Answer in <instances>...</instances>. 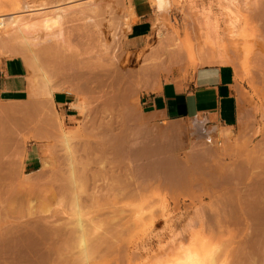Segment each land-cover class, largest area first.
<instances>
[{
	"label": "rangeland",
	"instance_id": "374dc122",
	"mask_svg": "<svg viewBox=\"0 0 264 264\" xmlns=\"http://www.w3.org/2000/svg\"><path fill=\"white\" fill-rule=\"evenodd\" d=\"M96 1L98 2V0ZM136 1L138 0H133V4ZM150 1L151 3H154L153 0ZM222 1H226V3ZM222 1L220 4V0H168L170 7L166 10V12L161 13L163 16L160 15V13L156 16V22L152 29V37L149 38V42L146 44L127 43L128 36L132 34L131 29L132 25L134 24L132 10L130 9L131 6L129 5L128 0L127 7L124 6L125 8L123 7V10L121 9L122 5H120V9H116L118 12H115V14L109 12L107 13L106 11V13H102L103 15L101 14V17H99L100 19L102 18L101 23H103L101 24V29L103 32L102 44H106L107 46L111 45L109 46L110 54L112 53L111 55L115 54V52H118V56L120 55L122 59V63L119 65L120 72L122 70V72L125 71L124 73H132L135 76L133 81L134 83L130 88L128 87L127 89L126 86H123L124 88L120 87V90L117 88H112L113 84L110 83H113V77H109L110 75L105 74V72L103 74V71L100 70L99 72H102V75H100L101 73H98V76H100L99 79L102 78V82L104 80V83L98 79L99 82H101V85L99 82H96V85L91 84L92 91L91 88L87 89L86 85H83V87L82 85L78 84L80 85L79 88L82 87L81 89L75 85L76 83L72 84L75 86L71 85V87H74L75 89L78 88L79 90L77 89V91H86L80 96L82 121H80L78 124V126H80L77 127L78 130L76 129V131H78V136H76V141L74 144H77L76 146L79 147L78 151L83 155V157L86 158V154H88L87 156L92 160H90V164L93 162L91 166L89 165L91 168L90 170H93L94 172H91L93 176L90 174L92 182L90 181L91 183H89V188L93 189L92 191L89 189L90 194H93L95 190L100 191L103 187L105 188V185H102L103 187L99 185V183L104 184L101 169L102 164L105 165L107 169V177L109 176V178H107L108 183L113 182L114 184L115 182L117 184L119 183L120 179L123 178V175L120 177V168H123L124 170L127 165L130 166L132 163V166L130 167L132 169L130 172L131 176L126 178L130 179V185L133 184V188L130 186V189L133 191L137 184L138 189H144L143 192L147 190L149 191L143 194L141 190L136 191V188V190L133 192L140 193L141 191L143 195L140 193V195L137 194L135 196V194L131 192L133 195L126 194L127 198H120L115 201L102 200L100 203H92L90 199H88L87 204L86 206H83L81 213L76 214L74 210L75 204L72 201L74 197L70 196V192L67 190L56 191L54 188L48 187L52 179L55 180V174H53L51 170L48 171L49 169L46 170L43 165V163L46 161L45 157H48L50 154V163L52 166L54 165V168L60 169L56 176L58 180L57 185H65L67 183H70V185L72 184L73 176L71 166L64 160L66 146L61 143L62 141H59L60 138H58L59 140L56 138L52 142L49 140L40 141L41 157L40 162L37 164L38 170L32 171L30 174H25L23 165L19 163L22 159L18 161V167L20 170L17 168V172L22 175V178L24 179L23 184L30 175H39L40 173H42V175L38 177V183H34L33 186L35 187L31 189L32 186L29 185L31 193H26L28 195L27 199H25L24 202L19 199H14L12 205L22 204L24 208H29V206L32 205V207H34V204L38 205V199L41 196L47 195L48 193L52 194L54 198L52 197L53 199L48 201L47 204L41 208H38L36 205L35 209L33 210L26 209L27 212L24 213V215L22 214L21 216H16V221L20 224L37 221L39 225L44 227H47V222H49L51 225L62 227L65 233L64 242L62 243L66 248L64 255L69 259V264H102L99 259L107 244H111L113 241V238L111 237V231L113 228H121L120 230L122 231V234L119 236L120 240L117 241L122 249L117 251L116 254L117 256L123 257V264H128L129 262L130 264H172L174 260L182 256L188 248L201 253L207 251L210 259L212 258V255L210 256V254L213 253L215 256L212 259L213 264H239L236 260L237 256L233 251L240 245L239 240L241 239V236L246 235L245 233L247 231L245 230L247 229L244 228L245 226L240 227V225L237 223H226V221H224L225 218L223 219V217L228 218L231 215V211L229 210V202L231 201V198L236 196L235 194L237 191L243 193L242 196L245 197V193L252 189L250 185L254 181L247 179L249 182L247 183L245 181L247 175L246 177H243L246 174L244 171V169H246L244 168L246 167L244 163L245 158L247 159L249 156L250 150L254 151L255 149L260 148L258 151L255 150L256 153H259L260 151L264 152V48L260 40L256 38V28L244 22V18L246 17L247 13L250 11L252 12L255 9L262 10L264 7H233L232 5L229 7L227 0ZM103 2L104 4H107L110 2V0H103L98 3L103 4ZM224 4L226 5L224 6ZM187 5H189V7ZM52 8L54 9L55 7ZM111 14L114 17H111ZM85 17L86 16H84V18ZM122 17L124 18L122 19ZM78 19L82 20L83 18L78 17ZM73 21H71L72 23L69 24L72 25V28L69 26L68 29L71 32L75 31L73 40L74 42L76 41V43L78 42V44L81 45V48L78 46L79 50L81 49V52H85L87 51L84 50L87 49V38L86 35H84L85 29L83 30L81 29L82 26L77 27V25L82 24L83 28H85L84 25L87 24V20H85L86 22L84 20H82V22L77 21V23L76 21ZM114 22L115 25L112 26ZM73 25H75L77 28L75 26L73 27ZM213 26L216 27V29L213 28ZM74 28L76 29L74 30ZM211 31H213L214 34ZM115 34L117 37H115ZM91 40V46L94 48V52L97 53L100 49L99 38L97 39V37L94 36ZM188 43L194 45L196 52L198 51L203 53L204 51L203 56L210 57L213 55L217 56V59L212 63H205L206 65L203 63L195 64L193 59L184 52L185 54L182 58H179V60H172L171 62L169 59L170 57L168 58V53L170 54L171 49L176 48V46L179 44L182 45V47L184 46L182 48L183 50H185V48L187 50L189 45ZM120 45L122 46L121 48L119 47ZM111 49L114 51V53L111 51ZM0 57H7L6 51L1 48ZM219 57H222L223 59L225 58V61ZM125 58H129L130 61L128 59L126 60ZM126 62H128V64L125 65ZM208 65H232L235 68L237 80L244 93L238 102V123H236L234 127H230V129L225 127H205L203 124H198L195 121L177 122L176 124L172 125L169 130L171 131L173 127H180L183 129V131L185 130V133L182 131V129L179 130L180 132L174 133L175 135L185 134L182 144L183 146L181 148H175V152L170 150H165L164 152V150H159L156 147L151 148L156 144L152 143V140L150 139L152 136H148L146 139L145 135L141 134L142 131L136 128L139 125L127 123V119L129 118V109H132L136 116L146 115L142 109V95L152 91L147 92L143 89L137 88V86H143L144 84L146 86L149 82L150 86H154L153 89H155L156 85H160L162 82L168 81L177 75L188 74L197 70L198 68ZM46 66L45 68H48ZM25 76L29 87V73L27 70L25 71ZM103 85L105 86L103 87ZM114 89H117L116 92H121V89L123 90L119 97V94L114 95ZM110 91H112L111 94L109 93ZM114 96H116L115 99ZM106 98L108 103L105 102ZM111 100L113 101L114 105L111 103ZM113 106H117L115 107L116 109ZM119 109H121V111ZM59 116L63 123L64 130L71 132L72 129H69V127L64 124L63 117L61 115ZM129 120L133 121V123L136 122L135 124H139V122H143L145 119L142 118L137 120L134 118H129ZM84 124L86 127L88 126L87 132L90 134L81 132L84 129ZM148 126L152 131L151 128H153V126ZM153 129L154 131L156 130L155 128ZM134 130L137 132L135 133ZM224 130H229L232 132L233 139L231 142H227L220 137L221 132ZM117 132L122 133L123 135L117 134ZM128 132L130 133L127 134ZM124 133L127 135L124 136ZM113 134L114 137L117 135V137H124L126 139L129 135L128 142H131L132 146L130 147L128 142H126V139L125 141L121 139V141H123L121 144L123 145L125 143V148L121 145L120 149L117 148L115 151L112 150L113 148L108 142L111 141L110 138L113 137ZM26 140L27 139H25V142L28 141ZM146 142L148 143L145 144ZM142 143L145 144V147L148 146L150 148L144 150V148L141 146ZM111 144H113V142H111ZM41 145L43 147L45 146L44 150L42 149ZM223 148H226V151ZM46 149L49 150L47 153L45 151ZM244 149L247 151L243 152ZM22 154L24 155V152ZM23 155H20L19 157L23 158ZM233 155H237V159ZM130 156L132 158L131 161H129V159H131ZM204 156L207 157L205 158ZM121 158L123 159L121 160ZM233 158L236 159V163L235 159ZM172 162H174L173 167L175 168L173 171L176 172L173 173L174 177L176 178V183L172 182V180L169 178L170 172H173L170 170ZM237 162L238 164L241 162V166L238 165ZM122 163H126V165L124 166ZM232 163H234V166H231ZM159 166H163V171L166 169L163 174L164 176L166 174V183L163 182L164 185L162 187L158 186L161 182L156 177L157 174H159ZM183 166L186 169L182 170ZM195 166H197L198 169H195ZM238 166L240 167L238 168ZM144 167L147 168L144 169ZM150 167H153V169H149ZM155 167H159L157 171L154 169ZM192 167L195 170H192ZM234 168L238 169L234 170ZM240 168H243L241 170V176L243 177V180L239 178V173L237 174V171L240 172ZM43 169H45L47 172L45 173L44 170L43 173ZM189 169L192 170V173L194 171L195 175L192 174L191 170ZM204 169L206 171L203 172H205L207 175L204 173L205 175L202 174L204 175L202 176L200 173H198V171ZM230 170L236 171L234 173V175H236L234 176ZM242 171H244L245 174H243ZM130 173L128 175H130ZM197 173L199 179L195 177ZM122 174L126 175L125 172ZM132 174L135 176L136 180ZM229 174H231V176H229ZM153 175H155V177ZM187 175L191 176V178L189 177L191 179L190 181H192L193 178V181L197 180L198 182H195L198 185H193L192 189L194 191H191L192 189L187 190V188H185L186 182L189 180L187 179ZM118 176L120 179H118ZM202 177L204 178L203 180L201 179ZM232 177L234 182L237 180V183L233 182ZM49 179H51V181ZM117 179L119 181H117ZM132 181H134V183H132ZM153 181L155 184H152L151 186ZM245 182L248 185H246ZM139 183H141L142 187L144 185L146 186V184H148L150 187L147 186L148 189H146V187L141 188V186L138 185ZM111 184L112 183H110V185ZM166 184L168 188H166ZM175 184L179 186H174ZM51 185H53V182H51ZM113 186H115V184ZM153 186L155 189H153ZM172 186H174V188ZM238 186L240 188H238ZM100 187L102 188L100 189ZM151 187L152 190L150 191ZM156 187L159 191L156 190ZM231 187H236L237 191L235 192L234 189L233 192V188L230 189ZM115 188L118 189V186H115ZM160 188L162 190H160ZM176 188L179 189L174 190ZM130 189L127 191V193L130 192ZM166 190L169 191L167 192ZM105 191L106 188L103 192ZM229 192L230 194L233 192L232 194L234 195H230ZM240 192L239 194H241ZM31 194L34 197H32ZM35 197L38 199L36 200ZM30 198L33 200H30ZM29 200L31 202L33 201V203L29 204ZM224 207H226V209H224ZM217 213H219V215ZM218 216H221L220 218H222L221 220H223V222L219 220L220 218H218ZM158 221L159 224L156 225ZM79 222L84 224L86 228L84 232L80 231ZM219 223H224L225 225L223 224V226H221ZM229 230H234L237 232L239 238L237 237L234 240L230 236ZM43 233L47 234L45 232H42V234ZM104 233H108L105 237L106 242H104V244H102L103 242H98L99 248L96 249L95 244L97 240L103 239L101 236H103ZM82 241L86 242L88 245V260H86L85 254L81 250ZM3 245L5 247V244ZM30 248L35 250L38 248L37 252L41 251L39 246L34 247L33 245ZM210 259L209 263L211 264L212 262ZM34 263L37 264V261H34Z\"/></svg>",
	"mask_w": 264,
	"mask_h": 264
},
{
	"label": "bare ground",
	"instance_id": "6f19581e",
	"mask_svg": "<svg viewBox=\"0 0 264 264\" xmlns=\"http://www.w3.org/2000/svg\"><path fill=\"white\" fill-rule=\"evenodd\" d=\"M101 1H103V0H101ZM101 1L98 0V2H101ZM107 1H109V0H107ZM153 1L155 3V5H154V3L152 2L153 5H154V7H156L155 9H157L160 12V15H162L161 13L166 12V10L170 7V3L168 2V0H153ZM221 1L222 0H220V4H221ZM227 1H228L227 3H229L228 4L229 7L231 5L233 7H264V0H227ZM98 2L96 0H0V48L3 49L4 51H6L8 58H10V59H22L26 65L27 71L29 73L28 79H29V83H30V88L28 89L29 90L28 100L26 102H24V110L26 113L28 112V110L32 109V106L34 104H36V103L38 104V102H41L40 105L41 104L43 105L42 109L40 108L42 110V113L47 112V111H51L52 109L50 108V110H49L47 107H50L49 104L53 103V98H54L53 96H54L55 92H66V93L71 92V93H73V92L77 91V89L80 87V85H82V86L86 85V88L87 89L91 88V91H92V85H96V82H99V80L101 81V79H102V78L99 79L100 76H98V73L99 74L101 73L100 75H102V72H99L100 70L103 71V74L105 72V74L110 75L109 77H113V83H110V84H113L112 88H117L120 90V87L124 88L126 86V89H127L128 87L130 88L132 86V84L134 83L133 81H134L135 76L132 73H130V72L124 73L125 71L122 72V70L120 72L119 65L122 63V61H121L122 59H121L120 55L118 56V52L117 53L115 52V54L111 55L112 53L110 54V47H109L111 45L107 46L106 44H102L103 32L101 29V26H102L101 24H103V23H101L102 18L101 19L99 18V17H101V14L106 13V11H107V13L109 12V13L115 14V12H118L117 11L118 8L120 9V7H121L120 5H122L121 9L123 10L124 6L127 7V0H110V2L107 4H104V2H103V4L98 3ZM217 2H216V4H217ZM222 2L226 3V1H222ZM139 3H140V0L136 1L134 3L135 7H140ZM189 5H187V6L189 7ZM225 5L226 4H224V6ZM152 6H151V8H152ZM182 6H184V5H182ZM52 7H55V8L53 9ZM218 7H220V6H218ZM247 15H246V17L244 16L245 18L243 17L244 22H246V24H250L256 28V38L258 40H260V42L262 43V46L264 48V9H262V10L255 9L254 11H252V12L250 11L249 13H247ZM84 16H86L87 18L86 17L84 18ZM78 17L83 18L82 20H84V21L87 20V24L84 25L85 28H83L82 24H78V25L75 24V25H77V27L82 26L81 29H83V30L85 29L84 35H86V38H87V42H86L87 43V49H84L87 51H85V52H81L80 51L81 49L79 50V48H81V45L78 44V42L76 43V41L74 42V40H73L75 31L71 32L68 29L69 26H70V28H72L71 27L72 25H69L72 23L71 21L76 19L75 20L76 23H77V21L82 22V20L78 19ZM111 17H114V16H112V14H111ZM123 18L124 17H122V19ZM125 18H126V16H125ZM103 20H105V19H103ZM75 21H73V22H75ZM157 21H159V20H157ZM75 25H73V27ZM114 25H115V22L112 26H114ZM76 28H74V30ZM116 28H118V27H116ZM213 28L216 29V27H214V26H213ZM211 32H213V31H211ZM80 34H78V35H80ZM116 34H115V37H117ZM213 34H214V32H213ZM76 35H77V33H76ZM81 35H83V34H81ZM113 35H114V33H113ZM94 36L97 37V39L99 38V44H100L99 48L100 49L97 53L94 52V48L91 46V44H92L91 39ZM82 41H84V40H82ZM78 46H79V48H78ZM116 47H118V46H116ZM119 47L121 48L122 46L120 45ZM183 47H182V45L178 44V46H176V48L171 49L170 54L168 53V58L170 57L169 59L171 60V62H172V60L173 61L179 60V58H182L185 53L190 58L193 59V62L195 64L196 63H201V64L206 63L207 64V62L212 63L217 59V56H213V55L210 57L203 56L204 51H203V53L198 52V51L196 52L194 45H192V44L188 45L187 50H186V48H185V50H183L182 49ZM112 49H111V51H112ZM200 51H201V49H200ZM112 52L114 53V51H112ZM127 59L129 60V58H127ZM220 59L225 61L224 60L225 58L223 59L221 57ZM126 64H128V62H126L125 65ZM45 66L48 68H45ZM111 80H112V78H111ZM106 81H105V83H106ZM101 82H99L100 85H101ZM73 83L74 84L76 83L75 85L78 88L75 89L74 87H71V85ZM102 83H104V80ZM78 84H80V85H78ZM75 85H72V86H75ZM104 86L105 85H103V87ZM81 88H79V89H81ZM137 88L143 89L144 91H147V92L154 90L153 89L154 86H150L149 82H148V85L145 86V84H144L143 86L142 85L137 86ZM116 90L114 89V91H115L114 95L119 94L118 95V97H119L123 90L121 89V92L118 91L119 93L116 92ZM76 93L80 94V91L76 92ZM109 93L111 94L112 91H110ZM115 97L116 96H114V99H115ZM106 100H107V98H106ZM106 100H105V102L108 103V100L107 101ZM111 103H113V101ZM113 105H114V103H113ZM115 107H117V106H115ZM43 109H46L47 111L46 110L44 111ZM53 109L55 110V108H53ZM127 109H129V108H127ZM119 110L121 111V109H119ZM10 113H12V112H10ZM136 113H137V111H136ZM35 114H36V112H35ZM121 114H122V112H121ZM47 115H49V112H47L45 116H47ZM128 115H129V118H134L137 120L143 118L142 116H136V114H134L132 109H129ZM11 116L12 115H10V117ZM32 116H34V115H32ZM49 116H47L48 119L45 117V119L48 120V122L46 120H45L46 122L45 121L44 122H45V124L46 123L52 124L51 128L53 129V131H51V132H56V133H53V134H57L55 138H57V139L60 138V140L59 139L58 140L60 142L62 141L61 143H63L66 146V153L64 155V160L66 162H68L71 166L73 182L71 185H70V183H67L65 185H59V184L57 185L58 180H57L56 176H57L60 169L54 168V165L52 166V164L50 163L51 162V159H50L51 156L49 154L48 157L44 156L46 158V161H45V163H43V165H44V168H46V170L49 169L48 171L51 170L52 173L55 174L54 175L55 180L52 179V181H51V179H49L51 182H53V185H51V182H50V185H48V187L54 188L56 191L57 190H67L68 192H70V196L74 197L72 199V201L75 204L74 210H75L76 214L81 213L82 208L84 205L86 206L88 199H90V201L92 203H100L102 200L115 201V200L120 199V198H125L126 194L127 195L135 194V196H136L137 194L140 195L141 191L143 194H145L147 191H149V190H147V191L143 192L144 189H138L137 184H136V187L133 189V191H135L137 188L136 191L141 190L140 193H137V192L134 193L130 189V186H131V188H133V184L130 185L131 184V183L129 184L130 179H126V178H128V176H131L130 172L132 169L130 167L132 166L131 165L132 163L130 164V162H129L130 166L127 165L124 170H123V168L122 169L120 168V171H121L120 175L121 176L120 175L119 176L122 177V175H123V178L120 179L119 176H118L119 178L117 177L118 179H120V181L117 179V181H119V183H117L118 185L114 182L115 186L116 187L118 186V189H116L115 186H113L114 185L113 182H110L109 179H108L109 182L112 183L113 185L112 184L110 185V183H108L107 178H109V176L107 177V169H106L105 165H103L101 163L102 164L101 169H102V174H103L102 177H103V183L104 184L99 183V185L100 186L105 185L106 191L103 192L105 188L102 186L104 189L102 187H100V189L102 188V190H100V191L95 190L93 194H90L89 193V189H90L89 183L92 182L90 174L93 176V174L91 173V172H93V170L92 171L90 170L91 168L89 167V165L91 166L93 162L90 164L91 159L87 156L88 154H86V158L83 157V155L78 151L79 147L76 146L77 144L76 145L74 144V142L76 141V136H78L77 135L78 131H71V132L65 131L64 127H63V123L60 119V116L55 111L53 112V114H51V116H53V118L50 117V118H52L51 120H50ZM10 117H9V119H10ZM129 118H128V120H129ZM11 120L13 121V119H11ZM129 121H131V120H129ZM29 122H30V119H29ZM39 122L40 121H38V123ZM134 123H136V122H134ZM139 123L141 124L143 122H139ZM114 124H116V123H114ZM130 124H131V122H130ZM34 125L36 126V124H34ZM39 125H41V124H39ZM9 126L11 128V125H9ZM142 126H143V124H142ZM34 127H32V128L34 130H36ZM47 128L49 129V127H46V129ZM109 128H110V125H109ZM157 129H160V128H157ZM181 129L182 128H180V127H173L171 129V131L168 130L167 134L173 135L174 133L180 132L179 130H181ZM11 130L12 129H10V131ZM34 130H32V131L34 132ZM165 130L167 131V129H165ZM141 131H143V130H141ZM149 131H151V130L149 129ZM156 131H155V133H156ZM164 131L162 130L161 133L166 136V134H164L165 133ZM182 131H183V129H182ZM11 132H13V131H11ZM136 132L137 131H135V133ZM144 132H145V130H144ZM129 133L130 132H128V134ZM32 134L34 135V133H32ZM117 134H119V133L117 132ZM141 134H143V133H141ZM153 134L154 133H152V135ZM50 135H52V134L50 133ZM138 135H140V134H138ZM170 135H167V137H165V138H168V136L170 137ZM232 135L233 134L231 131L224 130L223 132H221L220 137L227 142H231L233 139ZM34 136L36 137L37 135L35 134ZM113 137H114V134H113ZM116 137H117V135H116ZM153 137H154V135H153ZM158 137H159V135H158ZM23 138L27 139V140H31L34 137H30V135H29V136H25ZM44 138H47V137H44ZM52 138H54V137H52ZM128 138H129V135H128ZM208 138H210V137H208ZM38 139H37V141H38ZM121 139H123V141H125L124 137H121L120 140ZM163 139H164V137H163ZM176 140H177V138H176ZM41 141H44V140L41 139ZM123 141H121V143H123ZM166 141H167V139H166ZM109 143H111V142H109ZM124 144L123 145L121 144V145L124 147ZM137 144H139V143H137ZM21 145H23V144H21ZM161 145H162V143H161ZM112 146H113V144H112ZM116 146H118V145H116ZM137 146H139V145H137ZM44 147L42 146L43 150L45 149ZM103 149H104V147H103ZM259 149H255V150L258 151ZM18 150H19V148H18ZM104 150H103V152L105 153ZM45 151L47 153V151H49V150L46 149ZM125 151H126V149H125ZM246 151H247L246 149L243 150V152H246ZM254 151L250 150L249 156L247 157V159L245 158V162L243 161L246 165V167H244V168H246V169H244L246 174L244 173V171H242L243 174H245V176H243V177H246V175H247V178H245L246 179L245 181L247 183H249L247 181V179L254 181L250 185L252 187V189L248 190V192L245 193V197H243L242 196L243 193H241L240 191H237L236 187L235 188L231 187L230 189L233 188L232 191L235 189V192L237 191L238 194L236 192V194H235L236 196L234 198H231L230 202L228 201L229 202V210L231 211V213H230L231 215L229 216V214H228V216H229L228 218L223 217V219L225 218L224 221H226V223H230V224L237 223L238 225H240V227L245 226L244 228L247 229V230H245V231H247L245 233L246 235L241 236V239L239 240L240 245L238 246V248H236L233 251V252H235V254L237 256L236 260L239 264H264V152L260 151L259 153H256V151L255 152ZM17 153H20V151ZM86 153H88V152H86ZM194 153H196V152H194ZM142 154H143V152H142ZM13 155L15 156L14 153H13ZM17 155L20 156V154H16V158H17ZM21 155H23V154H21ZM158 155H160V154H158ZM19 156H18V158H20V159H18V160L20 161L22 158ZM190 156H192V155H190ZM207 156H209V155H207ZM207 156H204V157L206 158ZM210 156H212V155H210ZM236 156H234V157L236 158ZM156 157H158V156H156ZM6 158L8 159V157H6ZM119 158H120V156H119ZM130 158H131V156H130ZM235 158H233V159H235ZM122 159L123 158H121V160ZM139 159H140V156H139ZM165 159H167V158H165ZM194 159H196V158H194ZM236 159H235V163H236ZM131 160H132V158L129 159V161H131ZM14 162H16V159ZM185 162H186V160H185ZM241 162H239V163L241 164ZM173 163L174 162H172L171 168L169 166L171 171H173V169H175L173 167ZM196 163H198V162H196ZM203 163H205V162H203ZM17 164H18L17 162L16 163L12 162L11 169H10L11 175L15 173ZM237 164H238V162H237ZM240 164H238V165H240ZM122 165L125 166L126 163L125 164L122 163ZM232 165L234 166V163H232L231 166ZM186 166H187V164H186ZM240 166H238V168ZM159 167L154 168V169L157 171V169ZM193 167L191 168L192 170L194 169ZM195 167H196L195 169H198L197 166H195ZM230 167H229V169H230ZM238 168H234V170L235 169L237 170ZM140 169H142V168H140ZM183 169H186V168H184V166H183L182 170ZM191 169H189V170H191ZM242 169L243 168H240L239 169L240 172L237 171V174L239 173L238 175L240 177L239 176L238 177L243 180V177L241 176V170ZM18 170H20V168ZM44 170L45 169L42 170L43 173H44ZM46 170H45V173L47 172ZM192 170H191V173H192ZM234 170H230V171H232L233 175L236 172ZM112 171H114V170H112ZM164 171H163V166L160 167V169L158 170L159 174H157V176H156L157 179L161 182L158 185L160 187H162L164 185L163 182L166 183V181H165L166 174H165V176L163 175ZM201 171H198V173H200L202 175L205 173L203 171H206V170L204 169ZM124 172L126 173V175L122 174ZM189 172H187V173H189ZM17 173H19V172H17ZM37 173H39V172H37ZM37 173H35V174H37ZM129 173H130V175H128ZM173 173H176V172L175 171L170 172L169 178L172 180V182H175L176 178L174 177ZM198 173L195 177H197L199 179ZM192 174H194V171ZM41 175H42V173H40L39 175H32V176L30 175L29 178H27V180L25 181V183L22 184L18 189H12V190H11V188L8 189L9 191L11 190L9 197L8 198L5 197L8 200L3 199L4 201L1 200V202H0V240L3 241V242H1L2 244H5V247L0 250V264H35L34 261H37V264H69V262H70L69 259L64 255L66 252V248H65V245L62 243L64 242L65 233H64V229L62 227L57 226V225H51L49 222H47V227L46 226L44 227L42 225H39L37 223V221H35V222L31 221V222L23 223V224H20L16 221L17 220L16 216H21L22 214L24 215V213L27 212L26 209L27 210L28 209L29 210L35 209V206L37 204H34V207H32L33 206L32 205V206H29V208H24V206L22 204L12 205L13 200L19 199V200L24 202V200L27 199V197H28V195L26 193L30 192L29 187L32 186L31 189L33 187H35L33 185H34V183L36 184L38 182L37 179ZM161 175L164 177H162ZM204 175H202V176H204ZM12 176H14V175H12ZM153 176L155 177V175H153ZM229 176H231V174H229ZM189 177L191 178V176L187 175V179H189V180H187V182H186V185H185L186 187L184 186L185 188H187V190L192 189L194 184L198 185L197 180L193 181L194 179L192 178V181H193L192 182V181H190L191 179ZM233 177H232V180H233ZM98 178H99V176H98ZM197 178H195V179H197ZM226 178H228V177H226ZM113 179H114V177H113ZM131 179H132V177H131ZM134 179H135V176H134ZM201 179L203 180L204 178L202 177ZM236 179H237V177H236ZM134 181H132V183H134ZM226 181H228V180H226ZM195 182H197V183H195ZM233 182H234V180H233ZM48 183H49V181H48ZM136 183H138V182H136ZM204 183H205V180H204ZM234 183H237V180ZM247 183H246V185H248ZM152 184H155V182L153 181V183H151V186H152ZM178 184H179V182H178ZM138 185L141 186V188L146 187V189H148L147 188L148 184H146V186L144 185L143 187H142L141 183H139ZM171 185H173V184H171ZM176 185L177 184H175L174 186H176ZM179 185H177V186H179ZM92 186H94V185H92ZM174 186H172V187L174 188ZM9 187H11V186H8V188ZM148 187H150V186H148ZM166 188H168L167 184H166ZM238 188H240V187L238 186ZM129 189H130V192L127 193V191H129ZM153 189H155L154 186H153ZM178 189L176 188L174 190H178ZM14 190H16V191H14ZM92 190L93 189H90V191H92ZM151 190H152V187L150 188V191ZM156 190L159 191L157 189V187H156ZM160 190H162V189L160 188ZM184 190H186V189H184ZM191 191H194V190L192 189ZM131 192H133V194ZM239 192L241 194H239ZM244 192H245V188H244ZM142 193H141V195H143ZM232 193L230 194V192H229L230 195H234ZM31 196L34 197L32 194H31ZM52 197H53L52 194H49V193L45 196H41L39 199L35 197L36 200L38 199L37 207L38 208L43 207L44 205L47 204L48 201H50L54 198V197L53 198ZM72 197H70V198H72ZM1 199H2V197H1ZM30 200H33V199L30 198ZM228 202H227V205H228ZM31 203H33V201L32 202L30 201L29 204H31ZM217 203H219V202H217ZM224 209H226V207H224ZM227 210H228V206H227ZM217 212H219V211H217ZM217 214L219 215V213H217ZM220 217L218 216V218H220ZM221 219L222 218H220L219 220H221ZM221 221L223 222V220H221ZM158 224H159V221L156 223V225H158ZM223 224L224 223H222L220 225L223 226ZM235 226H236V224H235ZM237 227H239V226H237ZM79 228H80L81 232H84V230L86 229L82 222H79ZM120 229L119 228H113L112 229L111 237L113 238V241L111 242V244L106 243L107 246L102 251V255L100 256V259H99L102 262V264H123V262H124L123 257L117 256V254H116L117 251H120L122 249L121 246L117 242L118 240H120L119 236L122 234V231ZM42 232H45L47 234H44V233L42 234ZM107 234L108 233H106V234L104 233L103 236H101V237H103L104 240L103 239L97 240V242L95 244L96 249L99 248V246H98L99 243L103 242L102 244H104V242H106L105 237L107 236ZM229 234L234 240L237 237L239 238L238 233L235 232L234 230H229ZM114 236H115V238H114ZM114 239H116V240H114ZM33 245H34V247L39 246V248H41V251L37 252L38 248H36V250L31 249L30 247H32ZM87 246L88 245L86 242H84V241L81 242V250L85 254L86 260L89 259V256H88L89 249L87 248ZM207 253H208L207 251H205L204 253H201V252H198V251L193 250L191 248H188L184 252V254L182 256L178 257L177 259H175L172 264H210L209 263L210 258L208 256L209 254H207ZM211 255H212V258L210 260L212 262L213 261L212 259L215 256L213 255V253H211L210 256ZM31 262H33V263H31ZM128 264H130V262ZM211 264H213V262Z\"/></svg>",
	"mask_w": 264,
	"mask_h": 264
},
{
	"label": "crops",
	"instance_id": "0c3cea01",
	"mask_svg": "<svg viewBox=\"0 0 264 264\" xmlns=\"http://www.w3.org/2000/svg\"><path fill=\"white\" fill-rule=\"evenodd\" d=\"M128 1L131 6L130 9L132 10L134 24L131 29L132 34L128 36L127 43L146 44L149 42V38L152 37V29L156 22V16L160 12L155 9L156 7L152 6L150 0H140V7H135L132 2L133 0ZM26 70V65L22 59L0 57V202L1 200L4 201L3 199L8 200L7 198L11 190L18 189L23 184L24 179L22 175L16 173L18 164L15 173L12 174L14 176L10 173L12 162L18 163L19 161V155H17L16 158V154L21 155L24 151L20 164L23 165L24 173L30 174L32 171L38 170L37 164L40 162L41 157V139L45 141L49 140L50 142L56 139L55 137L57 134H53L56 132H51L53 131L51 123H49L50 125L48 123L45 124L46 121L48 122L45 117L47 118V116L50 115L49 118H53L51 114H53L54 111L57 112V114L63 117L64 124L69 127V129H72V131H76L77 127H79L78 124L82 121L80 95L86 91H80V94L76 93L79 91L73 93L55 92L53 103L49 104L50 107H47L49 110L51 108L53 111L51 110V112L43 109L49 112L47 116H45L47 112H43L44 114L42 113L41 109L43 105H40L41 102L34 104L32 109L28 110L26 113L24 110V102L28 100V89L30 88L26 82ZM154 90V92L152 91L142 95V109L143 112L146 113V115L142 117L146 119L143 121V123H145L135 124L127 119V123L131 122V124L139 125L136 128L143 130L142 133L145 135L146 139L148 136H152L150 139H153L152 143L156 144L151 148L156 147L159 150H170L173 152H175V148H181L183 146L185 134H171L172 136L167 134L169 128L177 122L195 121L198 124H203L205 127L225 128L234 127L236 123H238V102L244 93L237 80L236 70L232 65L204 66L191 73L177 75L168 81H164L160 85H156ZM53 108H55V110ZM10 115L12 116L10 117ZM52 118H50V120ZM11 119H13L14 122ZM38 121L40 122L38 123ZM34 124H36L37 127ZM9 125H11V128ZM148 125H152L153 128L157 130H155L156 133L153 128L152 131H149ZM46 127H49V129H46ZM83 128L85 130L83 129L81 131L82 133L90 134L87 132L88 126H83ZM10 129H12L11 131L13 132H11ZM165 129H167V131ZM32 130H34V132ZM162 130H165L164 134H166V136L161 133ZM151 132L154 133L153 135L156 139ZM32 133L37 136L35 137ZM50 133L52 135H50ZM119 134L121 135V133ZM127 134L124 133L125 136ZM26 135H30V137L34 138L25 142L23 137ZM167 135H170V137L168 136V138H165ZM110 140L109 142H113V146L111 143L110 145L114 151L117 147L120 148V137H111ZM128 140L127 137L126 142H128ZM147 143L148 142L145 144ZM128 144L132 146L131 142H128ZM145 144H141L144 149L150 148L145 147ZM19 151L20 153H17ZM6 157H8V159ZM14 158L16 162H14ZM144 169L146 168L144 167ZM149 169H153V167ZM8 186L11 187L8 188ZM10 188L11 190L9 191L8 189ZM3 247L4 245L0 240V250Z\"/></svg>",
	"mask_w": 264,
	"mask_h": 264
}]
</instances>
